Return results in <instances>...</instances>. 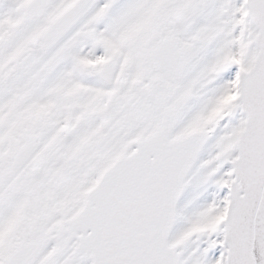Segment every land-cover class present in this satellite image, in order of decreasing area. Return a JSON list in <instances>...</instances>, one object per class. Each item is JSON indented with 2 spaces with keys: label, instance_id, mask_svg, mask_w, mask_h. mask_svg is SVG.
<instances>
[{
  "label": "snow or ice",
  "instance_id": "6c2138e0",
  "mask_svg": "<svg viewBox=\"0 0 264 264\" xmlns=\"http://www.w3.org/2000/svg\"><path fill=\"white\" fill-rule=\"evenodd\" d=\"M0 264H264V0H0Z\"/></svg>",
  "mask_w": 264,
  "mask_h": 264
}]
</instances>
